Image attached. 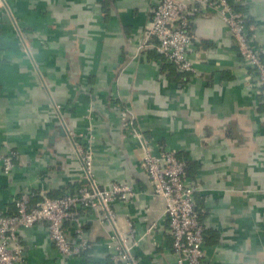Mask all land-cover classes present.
I'll use <instances>...</instances> for the list:
<instances>
[{"label": "crops", "instance_id": "obj_1", "mask_svg": "<svg viewBox=\"0 0 264 264\" xmlns=\"http://www.w3.org/2000/svg\"><path fill=\"white\" fill-rule=\"evenodd\" d=\"M157 1L0 0V153H14L9 173L0 160V215L22 193L36 201L80 186L67 133H84L98 184L127 182L136 191L114 209L135 229L137 264H176L165 200L139 163L148 138L154 150L177 152L198 187L203 264H264V92L212 10L190 16L188 57L198 74L184 80L170 71L154 39L145 42ZM239 2L264 42V0ZM130 118L139 134L125 127ZM82 218L85 254H59L39 222L19 228L14 264H112L109 226L90 212ZM65 231L71 237L72 225Z\"/></svg>", "mask_w": 264, "mask_h": 264}, {"label": "built area", "instance_id": "obj_2", "mask_svg": "<svg viewBox=\"0 0 264 264\" xmlns=\"http://www.w3.org/2000/svg\"><path fill=\"white\" fill-rule=\"evenodd\" d=\"M204 10H212L220 15L235 40L244 68L257 79L264 92V42L258 39L260 22L247 21L246 14L236 10L228 0H158L146 25L145 42L153 38L154 42L150 45L155 52L173 63L177 71L198 74L188 57L194 38L189 23L191 15ZM125 127L139 134L133 128L131 118ZM67 134L81 163L83 183L59 196L43 195L36 202H32L27 193L15 198V211L0 215V264H14L19 259V228L39 222L46 223L59 254H85L91 246L83 231L82 215L85 212H90L98 222L109 226L106 247L112 264H137L132 252L138 242L135 229L130 219L120 224L114 209L116 203L132 201L136 191L127 182L114 181L107 187L100 186L93 172L91 138L79 132L69 131ZM13 155L12 151L0 153L4 173L11 171ZM139 163L153 194L165 200V216L176 264H203L206 258L204 225L194 202L198 187L187 182L185 160L170 149L159 147L154 150L150 140L145 138ZM66 224L72 225L71 237L65 231ZM155 225L156 222H152L146 231L152 232Z\"/></svg>", "mask_w": 264, "mask_h": 264}, {"label": "trees", "instance_id": "obj_3", "mask_svg": "<svg viewBox=\"0 0 264 264\" xmlns=\"http://www.w3.org/2000/svg\"><path fill=\"white\" fill-rule=\"evenodd\" d=\"M231 4H232V6L236 9V10H238V11H242L243 10V8H244V4H241L240 2H236V1H234V0H228ZM248 18V20L247 21H249V22H251V21H253L251 18H249V17H247ZM156 55H159L158 53H156ZM161 56V55H160ZM161 58L163 59L164 57L163 56H161ZM165 59V58H164ZM169 65H171L170 67H169V70L170 71H173V72H175L179 77L181 76L182 77V79H188V75L190 74L189 72H178L177 71V69H176V67L174 66V64L173 63H170L169 62ZM177 155L179 156V154L177 153ZM14 158V156L12 157V159ZM186 173H187V164H186ZM36 201H38L37 199H35ZM31 201H32V199H31ZM36 201H32V202H36ZM195 207H196V209L198 210V212L200 213V210L197 208V206L195 205ZM15 211V205H14V210L12 211V212H14ZM5 214H7V213H5ZM199 219H200V221H201V215H199ZM203 233H204V238H205V229H204V231H203Z\"/></svg>", "mask_w": 264, "mask_h": 264}]
</instances>
